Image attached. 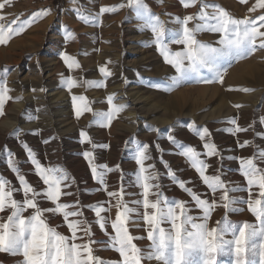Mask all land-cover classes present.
<instances>
[{
  "label": "rangeland",
  "instance_id": "obj_1",
  "mask_svg": "<svg viewBox=\"0 0 264 264\" xmlns=\"http://www.w3.org/2000/svg\"><path fill=\"white\" fill-rule=\"evenodd\" d=\"M121 2L122 0H79L77 6L73 5L72 0H10V6L4 9V23L17 16L23 20L41 9H50V14L36 20L20 35L13 36L6 45H0V81H7V86L11 89L9 95L13 98L6 103L4 115L0 116V149L4 145L8 146L14 153L13 159L21 172L35 186L39 177L33 174L34 166L28 159L27 150L22 146L21 141L26 142L42 165L60 166L74 177L72 191L83 204L90 205L97 201H107L108 197L105 192L96 191L99 185L92 178L88 161L82 153L92 151L96 166L119 165L124 179L120 180V172L108 173L106 180L109 190H115L123 183L127 191L137 192L138 188L130 186L138 169L133 160L135 145L130 142V138H134L150 143L153 159L149 163L154 164L159 171L166 196L190 200L165 174L164 162L176 171L178 179L191 181L190 186L207 198L206 186L197 178L198 174L178 154L180 149L168 140L170 134L174 135L178 142L196 146L203 152V142L190 128L194 123L197 127L209 129L208 139L217 145L224 157V171L229 177L239 181V161L228 157L251 156L255 146L264 148V125L258 122L259 116L264 115V51L258 50L246 59L233 61L223 84L191 81L169 91L154 89L151 84L162 83L164 78L174 72L152 44L150 30H141L142 21L133 10L120 8L115 12L99 13L100 7L117 6ZM145 2L165 21L166 28L172 30L179 26L169 20L168 14L173 18H182L196 11V8H183L181 0ZM214 2L235 17L242 18L248 14L247 8L254 0H249V5L241 4L239 0ZM81 14L87 17V22L79 18ZM68 31L72 33L71 38H67ZM215 38L209 33L198 35V39L202 41ZM171 47L174 50L179 48L176 45ZM65 53L73 57L80 67L69 69L62 59ZM101 67H106L111 75L105 77L100 72ZM69 76L80 82L71 93L63 83ZM84 81L94 83L89 86ZM97 84L101 86L97 87ZM241 87L252 91L234 90ZM73 94L85 96L94 111L109 110V95L114 97V104L126 107L117 114L110 127H101L93 123L91 112L76 117L71 101ZM236 104L242 107L237 109L234 107ZM65 113L70 115L66 116ZM233 118L243 128H248L250 124L253 127L247 132L233 135L228 129L235 126L226 123ZM122 125L125 126V131L119 127ZM17 128L21 130L19 138L12 135ZM152 129L158 131L154 132ZM81 131L87 132L97 147L93 148L92 144L84 141ZM44 140L49 143L45 144ZM244 140L252 143L240 148L238 142ZM104 144L109 147H102ZM218 161L219 157L208 158V162L214 167L218 166ZM0 174L13 184L18 183L15 174L8 168L6 151L0 152ZM237 195L247 196L246 193ZM64 199L72 200L71 197ZM45 206L50 205L45 203ZM198 213L199 210L194 209L192 214ZM84 214L92 221L93 239L99 241L93 245L95 254L104 259L106 264H112L119 259L118 254L105 248L106 238L95 224L94 212L85 209ZM110 215L114 217V210ZM223 215L224 210L217 209L213 213L212 222ZM230 219L255 222V218L247 211L230 214ZM51 222L61 224V217H52ZM59 230L69 234L66 226ZM130 231L137 236L144 234L135 227H131ZM137 243L146 246L147 241ZM19 259L21 258L0 253V264H16Z\"/></svg>",
  "mask_w": 264,
  "mask_h": 264
},
{
  "label": "snow or ice",
  "instance_id": "obj_2",
  "mask_svg": "<svg viewBox=\"0 0 264 264\" xmlns=\"http://www.w3.org/2000/svg\"><path fill=\"white\" fill-rule=\"evenodd\" d=\"M239 2L249 5V0ZM72 3L78 6L79 0H72ZM181 4L185 9L196 8V11L182 18L168 14L169 20L179 26L176 30L166 28L165 21L152 11L145 0H122L117 6L99 9L100 14L120 8L131 9L142 21L141 30H150L152 44L174 72L162 83L151 84L154 89L169 91L191 81L223 84L233 61L246 59L258 50L264 51V0H254L247 8L248 14L242 18L235 17L214 0H181ZM7 6H10V0L0 2V45H6L13 36L20 35L36 20L50 14V9H41L23 20L17 16L4 23L6 15L3 13ZM79 18L87 22V17L82 14ZM201 33H209L216 38L202 41L198 39ZM71 37L72 33L68 31L67 38ZM171 45L179 46L178 50ZM62 59L69 69L80 67L66 53ZM100 72L105 77L111 75L106 67H101ZM63 83L71 93L80 82L69 76ZM83 83L91 86L94 82ZM234 90L252 91L246 87ZM10 91L7 81H0V116L4 115L6 103L13 99ZM71 101L77 118L91 112L93 123L101 127H110L117 114L126 107L114 104L112 95L107 97L110 106L107 111H94L83 95L73 94ZM234 107L239 109L242 105ZM258 122L264 125V115L259 116ZM226 123L235 126L228 129L233 135L253 127L252 124L248 128L241 127L236 118ZM190 128L203 142V152L196 146L178 142L174 135L170 134L168 140L180 149L178 154L198 174L197 178L206 186L207 198L190 186L191 181L178 179L176 171L164 162L165 174L190 200L166 196L159 171L149 163L153 159L151 145L138 139L130 138L135 145L133 160L138 166L130 186L138 188L137 192L127 191L123 183L115 190H109L108 173L120 172V180L124 179L119 165L96 166L92 151L82 153L88 161L92 178L99 185L96 191H103L108 197L107 201L90 205L83 204L72 191L74 177L60 166L42 165L28 144L21 141L34 166L33 174L39 177L34 186L17 166L14 153L4 145L0 152H7L8 168L18 183L13 184L0 174V253L20 257L16 264H106L95 254L93 245L99 241L93 239L92 221L84 214L88 209L94 212L95 224L106 238L105 248L118 254L119 259L112 264H264V148L257 145L251 156L228 157L239 161L237 171L241 179L237 181L224 171V157L217 145L208 139L209 129L197 127L194 123ZM20 131L17 128L12 135L19 138ZM152 131L157 132L158 129ZM80 135L93 148L97 147L87 132L81 131ZM43 142L49 143L48 140ZM238 143L240 148H245L252 142L244 140ZM102 147L108 148L109 145ZM156 147L159 149L158 144ZM211 157H219L218 166L208 162ZM237 193H246L247 196ZM68 197L72 200L64 199ZM45 203L50 206H45ZM194 209L199 213L192 214ZM217 209H223L224 215L212 222ZM113 210L114 217L110 215ZM244 211L249 212L255 222L230 219V214ZM55 216L61 217V224L51 222ZM62 226H66L69 234L59 230ZM131 227L144 234L133 235ZM141 240L147 241L146 246L138 245L137 241Z\"/></svg>",
  "mask_w": 264,
  "mask_h": 264
},
{
  "label": "bare ground",
  "instance_id": "obj_3",
  "mask_svg": "<svg viewBox=\"0 0 264 264\" xmlns=\"http://www.w3.org/2000/svg\"><path fill=\"white\" fill-rule=\"evenodd\" d=\"M116 57H117V56H116ZM57 95H58V93H57ZM59 95H60V93H59ZM53 96H55V94H54ZM67 104H68V103H67ZM67 104H66L65 106H68ZM63 110H65V109H63ZM69 110H70V109H69ZM58 111H59V110H58ZM39 112H41V111H39ZM59 112H60V111H59ZM62 112H63V111H62ZM68 113H70V112H68ZM68 113H67V114H68ZM45 114H46V113H45ZM55 114H56V113H55ZM65 114H66V113H65ZM65 114H64V115H65ZM67 114H66V116L70 115V114H68V115H67ZM39 115H40V113H39ZM43 115H44V114H43ZM66 116H65V117H66ZM42 117H43V116H42ZM58 117H59V116H58ZM63 118H64V117H63ZM64 119H65V118H64ZM65 120H66V119H65ZM65 120H64V121H65ZM119 127H121V128L123 129V131H125V126L122 125V126H119ZM126 128H127V127H126ZM73 129H74V128H73ZM76 129H77V128H76ZM127 129H128V128H127ZM132 129H133V128H132ZM66 130H67V129H66ZM66 130H65V131H66ZM68 132H69V131H68ZM77 132H78V131H77ZM74 133H76V132H74Z\"/></svg>",
  "mask_w": 264,
  "mask_h": 264
}]
</instances>
